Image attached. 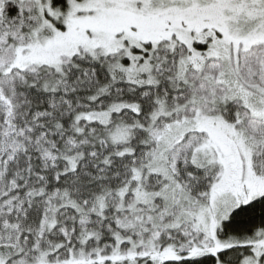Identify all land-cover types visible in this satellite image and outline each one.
I'll use <instances>...</instances> for the list:
<instances>
[{"label":"snow or ice","instance_id":"snow-or-ice-1","mask_svg":"<svg viewBox=\"0 0 264 264\" xmlns=\"http://www.w3.org/2000/svg\"><path fill=\"white\" fill-rule=\"evenodd\" d=\"M0 264H264V0H0Z\"/></svg>","mask_w":264,"mask_h":264}]
</instances>
